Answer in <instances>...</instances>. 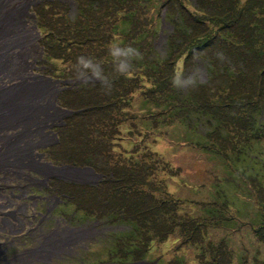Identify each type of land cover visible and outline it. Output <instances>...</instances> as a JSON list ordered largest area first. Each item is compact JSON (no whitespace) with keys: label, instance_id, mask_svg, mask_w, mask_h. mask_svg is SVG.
I'll use <instances>...</instances> for the list:
<instances>
[{"label":"trees","instance_id":"1","mask_svg":"<svg viewBox=\"0 0 264 264\" xmlns=\"http://www.w3.org/2000/svg\"><path fill=\"white\" fill-rule=\"evenodd\" d=\"M195 1L197 6L209 10L207 16L201 14L197 7V13L190 12L186 4L192 5ZM203 1L73 0L76 6L73 18L68 14L67 4L59 0H45L35 8L36 24L40 31L45 32L43 59L52 64L55 71L57 67L63 72L69 70L65 78L54 76L58 80L72 81V88L61 93L60 101L63 107L75 112L59 129L63 135L56 144L55 153L52 148L47 152L54 164L88 166L103 175V180L96 187L52 180L48 190L55 196L69 199L82 221L101 220L108 225L130 228L128 237L122 235L116 239L114 244L121 243L124 247L122 254L117 255V251L110 254L114 259L142 260L144 252H148L150 243L156 237L157 242H164L176 232L181 235V241L178 239L180 243L175 247L178 251L184 245L195 243L191 242L194 238L201 239L207 225L216 219L215 214L220 216L229 209L227 201H211L202 204L201 215L181 217L176 214L178 203L158 201L143 188L150 186L156 189L147 179L156 166L145 159L153 152L145 147L138 160L132 161L120 153L113 159L112 141L122 139L115 138L119 134L118 122L109 126L110 111L123 114L120 106L128 104L132 97H122L121 82L132 83L136 80L135 76L140 75L139 71L144 70L146 81L140 86L145 91L141 94L146 106L158 111L148 117L155 128L177 121H186L191 127L190 116H195L193 112L199 111L201 105L199 112L204 115L210 113L215 124L217 122L210 132L205 133V137L208 140L220 139L227 144L221 147L232 153H225L224 158L234 157L226 161L230 167L238 160L242 162L253 145L250 133L242 128L243 122L247 124L251 121L249 128L256 134L251 138H264V125L258 128L257 117L254 119L252 116L264 115V84H258L259 80L264 81V78L259 79L264 75V0H251L243 7L240 0ZM212 1L215 4L209 9L208 3ZM253 2L255 5L251 6ZM155 4L159 7L158 12L167 6L165 18L170 23V31L165 57L152 62V42L156 33L150 29L149 12ZM114 46L140 52L141 57L136 54L131 58L132 68L126 74L118 70L117 59L111 55ZM81 56L92 58L101 66V77L105 82L96 79L87 85L78 83L74 86L77 79L73 66ZM178 64L181 65L179 72ZM198 65H202L199 68L202 76H207L206 83L194 79L192 86L178 88L174 84L178 73L182 79H187ZM254 73L256 76H252ZM109 85H114L111 91ZM207 92L212 94V99L205 96ZM201 99L207 101V105L200 102ZM205 106L208 109L205 110ZM121 146L117 145L124 152L128 151ZM195 146L203 149L213 147L220 151L217 142L210 143L206 139ZM137 151L138 147H135L129 153L138 154ZM163 165L165 163L157 159V169L163 168ZM251 179L259 181L255 176ZM258 187L262 189L261 184ZM217 220L221 224L225 218L218 217ZM259 229V232H264V228ZM140 238L144 240L143 245ZM259 240L264 242V233ZM142 246L146 247V251L141 249ZM213 253L215 255L209 260H206L204 252L198 255L199 264L226 263L223 260L226 254L221 249L210 252ZM170 264L183 263L174 260Z\"/></svg>","mask_w":264,"mask_h":264},{"label":"rangeland","instance_id":"2","mask_svg":"<svg viewBox=\"0 0 264 264\" xmlns=\"http://www.w3.org/2000/svg\"><path fill=\"white\" fill-rule=\"evenodd\" d=\"M39 1L40 0H32L28 5L27 15L25 17L27 24L31 27L35 25V21L29 14L31 11L35 13V8L41 4L38 3ZM60 1L69 5V15L73 17L75 15L73 0ZM197 1L204 3L203 0ZM240 2L241 7H243L247 2L250 4L251 0H240ZM208 4H210L209 9H211L215 1ZM186 5L191 13H197L195 11L196 7L197 10H201L202 12L200 13L203 15L205 14V16H207L209 11L204 7L197 6L196 1L192 5H188V3ZM253 5H255V2L251 4V6ZM166 7L167 6H163L158 12L159 7L157 8V4H155L149 12V18L151 20L150 29L156 33V37L153 39L152 43V62L165 57L167 52L165 41L167 43L166 37H168V32L170 31V23L168 19L164 17L167 10ZM231 11L232 9L230 12ZM34 32L37 34V39L34 42L37 51L35 56L29 59V61L33 62L32 70L34 73L43 75L57 84L56 99L60 104L56 101V106L58 108H65L61 105L60 101L61 93L64 91H62L63 87L52 78L55 79L54 75H57L59 78H65L69 70L66 69V71L63 72V69L57 67V71H55L53 65L42 58L43 53L41 48L43 49L45 32L41 31L43 38H40L37 28ZM254 39H256V37ZM39 46H41V48ZM224 52H221V54ZM137 55L141 57L139 51H137ZM178 65L179 72L181 70V65ZM200 67H202V65H198L197 69L195 68L193 72V79L198 81L204 79L202 76L203 74H201L202 71L199 70ZM136 71L138 73L139 70L136 68ZM139 73L140 75H136V80L132 83L126 81L121 82V86L119 87L122 97L129 99V97L132 96L128 104L120 106L121 111L124 113L119 114L118 112L110 111L108 120L109 126L118 122L119 134L115 136V138L122 139V141H112L114 144V153H112L114 156L113 159L115 160L117 153H120L132 161L138 160L139 154L144 151L145 147L147 150L157 153L158 156L150 154L148 158H145L149 163H154L156 166L153 168L152 176H148L149 178H147L149 179L148 181H150L149 184H153L156 189H152L150 186H144L143 188L158 201L169 200L173 203H178L176 214L181 217L187 218V216H189L194 218L201 215L203 213L201 210V208H203L202 204L206 202L217 201L218 203H222L227 201L229 204V209L224 210L220 216L215 214L216 219L214 218V220H211V224L207 225L206 231L203 232L201 239L194 238V240L191 241L195 243H191L188 246L184 245L183 248H179L177 251L175 247L180 243L178 239L181 241L179 238L181 235H178L177 232L175 235L171 234L164 242H157L156 237L154 241L150 243L148 252L146 251V247H141L143 251H146L144 252L143 259L148 260V262L151 261L152 264H157L156 262L154 263L155 260H158L161 264H170L174 260L180 261L183 264H199L197 258L202 252L206 255V260H209L211 256L215 255V253L210 254V252L221 249V251L226 254L223 259L226 262L225 264H264V242L259 240V237H261L264 232H259L260 229L258 228H264V224L260 225L261 221L264 219V138H261L259 141L251 138V135H254V137L256 136L252 128H249L251 121L247 124L243 122L242 128L250 133V140L252 141L251 143H253L251 147L250 144L248 145V148H251L248 154L251 153L250 161L253 163L249 162V156L244 155V160L242 162L238 160L236 161L237 163L230 167L228 165L229 163H226V161L234 157L224 158L226 154L232 153L223 149L227 144L223 143L222 140H217L216 138L208 140L210 143L217 142L219 144V152L212 149L213 147L203 149L195 146L196 144L204 143L206 138L201 134L210 132L211 127L217 124V122L215 124L210 113L204 115L199 112L202 110L201 105L199 111L193 112L195 116H190L191 127L188 126L186 121H177L175 123L173 122L172 125L167 123L165 126L159 125L158 128H155L152 120H149L148 117L154 115L158 111L153 107L150 108L146 106V103L143 102L141 92L145 90L140 84H145L146 78L144 77V70L139 71ZM252 76H256V73ZM107 77L110 78V76ZM262 78H264V75L259 79ZM262 83L264 84V81L262 82L259 80L258 84L262 85ZM113 86L114 85H109L110 91ZM129 92L131 93L130 95ZM205 96H210L209 98L212 99V94L210 92H207ZM199 99L200 97L197 99L198 102ZM200 102L207 105V101L201 99ZM67 105L68 104H64V106ZM209 106L210 105H208V107ZM206 108L207 106H205V110ZM202 115H204V119H202ZM64 116L65 114L63 113L58 120L49 123L45 133H49L51 136L56 129L58 140L59 138L61 139L63 132L59 129L70 115L67 117ZM205 117L209 118L206 119ZM258 118L260 119V116H258ZM61 122L62 125L59 126ZM96 122L97 120L94 123ZM194 127L197 128V131ZM235 138H237V136ZM55 142L56 136L44 146L41 145L42 147H38L37 151H40L42 148L48 149L49 151L52 148L51 150H54L55 153L58 148ZM116 144L122 145L121 147L125 150L128 149V145H130L129 151L138 147V154L129 153V151L124 152L120 147H117ZM46 154L48 156L41 157V161L47 162L51 160L47 151ZM157 159L165 163L166 166L163 165V168L159 169L158 167L157 169ZM242 163L246 164V166ZM29 174L32 178L44 180L42 176L34 172L29 171ZM247 174L252 177H257L259 181H254L251 179L252 177L245 176ZM82 182L92 183L93 180L90 178H83ZM259 184H261L262 189L258 187ZM45 186L46 185L43 186L42 184H32L29 180L17 175L10 176L6 181H1L0 197L3 200H0V205L2 204L3 207L0 208V219L4 218L5 213L15 209V205L26 203L30 207L36 199H54L48 196L44 191ZM6 199L15 204L11 207L8 206ZM70 207L72 209L74 208L72 204H70ZM68 210L71 211L70 208H68ZM42 213L45 214L44 210H42ZM218 217L225 218L223 223L220 224V221L217 220ZM229 217H232V219H229ZM21 218L24 222L22 228L17 227L14 231H3L0 229V264H8V261L12 260L15 256L34 246L30 239L33 233V224L31 221L33 223L36 221L42 222L43 217L37 216L33 211L28 209L25 216ZM65 224L67 225L68 222H65ZM96 224L97 223L83 224L85 228L91 230L92 235L88 237L89 235L87 234V239L78 243L76 251H81L88 243L93 251L100 252V258L97 259L98 261H107V254L109 253L108 247L111 246L101 244V242H106L101 240V238L105 239L108 232V235L111 233H125L128 229H125L126 227H123V225L111 229L105 224ZM80 228L84 229L82 226H80ZM125 235L127 234L123 236ZM150 235L153 236L152 233ZM223 240H225V242H222ZM139 241L141 245L144 244L143 238H140ZM209 244L212 245L210 248L208 247ZM123 247L121 243H116V245L113 244L112 251L113 253L117 251V255L122 254ZM78 256H81V252ZM61 257L62 259L53 258L52 263L48 264H58V261L64 264L63 255H61ZM116 260L122 261L121 258L118 257H116ZM95 261L96 259L93 260V262ZM36 263L39 262H34V264ZM13 264H19V262L13 260Z\"/></svg>","mask_w":264,"mask_h":264},{"label":"bare ground","instance_id":"3","mask_svg":"<svg viewBox=\"0 0 264 264\" xmlns=\"http://www.w3.org/2000/svg\"><path fill=\"white\" fill-rule=\"evenodd\" d=\"M31 2L0 0V182L17 175L38 184L41 182L30 177V170L40 175L50 174L47 165L37 159L35 150L53 138L45 130L62 115L56 106V84L34 73L33 62L29 61L37 51L34 44L37 34L24 18ZM165 46L168 48L166 42ZM6 201L10 207L15 204ZM26 210V205H17L5 213L0 219V229H15L12 219L18 221L17 217ZM19 226H22L20 220ZM51 247L28 249L13 259L21 264L42 261L49 256Z\"/></svg>","mask_w":264,"mask_h":264},{"label":"flooded vegetation","instance_id":"4","mask_svg":"<svg viewBox=\"0 0 264 264\" xmlns=\"http://www.w3.org/2000/svg\"><path fill=\"white\" fill-rule=\"evenodd\" d=\"M34 201V199H33ZM63 203V201L61 202ZM60 203V204H61ZM22 205H26L27 210L30 209L33 211V213L38 216H41V211L44 210L45 215L42 216V222L36 221L33 223V233H32V238L31 242L35 244L36 246L42 244V242H47L51 240H56L58 238H63L65 237L66 233H73L75 231H78L79 227L78 226H73L69 227L65 224L64 220V213L62 211L63 207L58 204V201L55 199H36L32 206L29 207L26 203H23ZM26 210V211H27ZM56 212V214H54ZM26 213L21 214L20 218H18L22 226L24 225L23 219L21 217H24ZM55 215V216H54ZM19 220L16 221V226L17 227H22L19 226ZM70 223H78L79 221L73 222L71 219L69 220ZM88 233V232H87ZM87 233L85 235H87ZM88 237H91L92 233L91 231L88 234ZM82 239H77L74 240L73 242L70 243H62V249L61 250H56L54 253L49 254L44 260H40L39 263L36 264H48L52 263L53 257L54 259H57L60 257V254L65 256L64 258V264H96L92 263V261H86V260H81L77 259L76 256L79 254L80 251H76L78 243L83 240ZM47 240V241H46ZM67 255V256H66ZM62 259V257H60ZM58 258V259H60ZM58 264H63L61 261H58Z\"/></svg>","mask_w":264,"mask_h":264},{"label":"clouds","instance_id":"5","mask_svg":"<svg viewBox=\"0 0 264 264\" xmlns=\"http://www.w3.org/2000/svg\"><path fill=\"white\" fill-rule=\"evenodd\" d=\"M135 50L121 49L119 47H113L111 49V55L114 59H117L118 70L122 74H126L131 70V58L136 55ZM124 59L120 60L119 58ZM73 71L76 79L83 85L89 84L92 80L100 79L101 82H105L101 77V66L94 62L92 58H86L84 56L78 57L75 65L73 66ZM195 81L192 78L182 79L181 75L178 73L174 79V84L178 88H184L194 85Z\"/></svg>","mask_w":264,"mask_h":264},{"label":"water","instance_id":"6","mask_svg":"<svg viewBox=\"0 0 264 264\" xmlns=\"http://www.w3.org/2000/svg\"><path fill=\"white\" fill-rule=\"evenodd\" d=\"M64 114L69 115L71 114V112L65 111ZM46 167L50 169V174L47 177H54L56 179H60V180L67 181V182L72 181L78 184H89V185L95 186L98 184V181L102 179V175L96 174L94 170L89 167H83V168L69 167V166L55 167L50 164H47ZM85 177L91 178L93 180V183L82 182V179ZM135 264H144V263L141 262V263H135Z\"/></svg>","mask_w":264,"mask_h":264}]
</instances>
